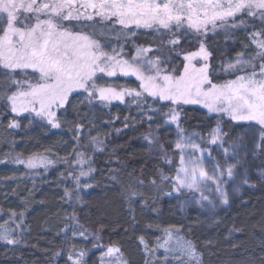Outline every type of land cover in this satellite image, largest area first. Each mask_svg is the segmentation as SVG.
<instances>
[{"label":"snow or ice","instance_id":"6c2138e0","mask_svg":"<svg viewBox=\"0 0 264 264\" xmlns=\"http://www.w3.org/2000/svg\"><path fill=\"white\" fill-rule=\"evenodd\" d=\"M140 30H148L158 42L135 44L132 38ZM241 32L247 40L241 42L242 51L217 63L214 53L225 52L215 46V38L235 42ZM129 43L133 48L130 57L126 51ZM122 77H134L138 86L118 85ZM74 95L82 97L78 103L89 110L107 108L113 102L135 105L142 121L160 116L157 131L175 125L171 155L153 133L151 123L142 135L159 149L160 159L171 172L158 169L148 183L157 193L167 186L170 190L164 195L182 200V209L198 205L214 215L220 204H229L226 185L238 192L241 184H249L248 156L264 155V0H0V108L7 115L27 119L29 125L35 122L52 129L70 125L76 142L70 153L74 159L64 158L63 162L69 166L67 175L74 188H66L62 199L75 196L82 203L81 190L92 185L81 184V178L90 177L95 169L91 156L78 148L102 152L105 141L99 132L91 135L96 124L89 111L81 117L88 123L86 132L79 120L74 125L66 120L68 109L74 107ZM185 105H199L221 119L226 116L245 131L229 140L217 120L206 135L188 132L180 123ZM118 119L114 117L113 122ZM129 120L124 118L125 129L135 127ZM20 127L15 118L8 123L9 129ZM122 131L116 129L118 134ZM85 136L86 144L81 143ZM5 162L34 170L47 169L57 161L32 154L26 159L9 155L8 161L0 160ZM74 163L81 168L78 174L71 170ZM144 183L135 179L121 189L133 228L137 221L132 205L138 197L147 203L141 191ZM3 215L8 218L0 224V243L9 250L26 243L24 213L0 209ZM70 219L73 223L61 232L67 237L71 231L72 236L91 241L92 248L101 252L97 264H129L119 245L101 244L102 237L89 233L74 213ZM182 227L157 228L162 234L151 246L143 236L138 237L144 264H203L196 244L181 234ZM260 249L264 252V241ZM88 254L73 243L67 262L87 264ZM258 259L264 264V255Z\"/></svg>","mask_w":264,"mask_h":264},{"label":"trees","instance_id":"16d2710c","mask_svg":"<svg viewBox=\"0 0 264 264\" xmlns=\"http://www.w3.org/2000/svg\"><path fill=\"white\" fill-rule=\"evenodd\" d=\"M132 40L138 45L158 42L154 35L142 32ZM241 42L247 43L242 32L237 34L235 42L223 41V44L232 55L242 51ZM127 45L126 51L130 56L132 44ZM117 84L131 88L137 86L134 77H122ZM79 99L82 97L74 95V107L68 109L66 120L73 125L79 120L85 124L86 132L88 123L81 117L89 111L90 118L96 124L91 135L95 136L99 132L105 141V150L102 152L93 151L90 147L78 148L86 156H91V167L95 169L90 177L81 180V184L86 182L92 185L81 190L82 203H77L75 196L62 199L66 188L70 191L74 188L71 185L72 178L67 175L69 166L63 162L64 158L74 159L70 153L76 142L72 139L73 133L69 131L70 125L64 123L60 129L40 126L35 122L29 125L27 119L17 118L14 114L7 115L0 108V160L8 161L9 155L28 158L32 154H42L57 161L50 173L38 176L30 175L21 165L0 163V209L5 213L9 210L24 213L22 231L26 242L12 250L0 243V264H69L67 254L73 243L77 249L88 250L87 264H97L101 252L92 248L91 241L86 242L78 235L74 237L71 231L67 232V237L61 232L65 225L73 223L70 219L73 213L88 232L100 233L103 245H119L129 264H144L145 257L138 237L143 236L151 246L162 234L157 228L172 225L183 226L181 234L196 244L202 254L203 264H249L250 261L259 264L258 257L264 255L260 249L264 241V179L261 178L264 155H255L260 175L251 178L250 185L254 186L246 188L243 196L233 203L231 210L218 213L213 220L204 218L192 208L185 214L180 213L169 202L168 196L164 195L170 190L167 186L163 187V192L157 193L148 183L156 176L158 169L165 174L171 172L169 165L160 159L159 149L144 141L142 135L149 130L151 123L153 133L171 155V142L166 127L161 126L157 131L154 119L151 122L142 121L135 105L113 102L110 107L98 106L89 110L78 103ZM198 113L194 106H183L180 123L184 129L192 131L202 128ZM126 116L130 118L129 124L135 123V127L124 128ZM114 117L119 119L113 122ZM13 118L21 124L19 129L8 128ZM221 127L228 134V139L241 128L228 119ZM116 129L123 131L118 134ZM87 140L85 136L81 143L86 144ZM173 160H178V157H173ZM87 168L86 164L85 170ZM71 170L75 171V166L72 165ZM113 175L117 177L116 180L111 179ZM135 179L144 180L141 191L147 203L145 205L138 197L132 205L137 221L133 228L128 204L121 198V189L122 185ZM7 218L6 215L0 216V224ZM57 252H61V255H55Z\"/></svg>","mask_w":264,"mask_h":264},{"label":"rangeland","instance_id":"374dc122","mask_svg":"<svg viewBox=\"0 0 264 264\" xmlns=\"http://www.w3.org/2000/svg\"><path fill=\"white\" fill-rule=\"evenodd\" d=\"M140 32L145 33V34L147 33V34L153 35L148 30H140ZM215 39L217 41V44L215 46L216 47H219L221 49H224V52H225V55H221L220 52H215L214 53V55L216 57V62L217 63H220L221 61H224L226 59V57L230 58V57H233L235 55V53H233L231 55V54H229V52H227L229 50L226 48V45L223 44L224 39H223L222 36H218ZM128 46L129 45H126V47H128ZM126 50H128V49L126 48ZM132 54H133V50L131 52V55ZM130 78H132V77H130ZM136 83H137V86H138V83L139 82L136 81ZM129 85H131V84H129ZM129 88H131V86ZM185 106H187V105H185ZM189 106H194L196 108V110H197V112H199L198 114L200 115L201 120H202V122H201L202 128H200V129H194L192 131L199 132L202 135H206L209 128L215 127L216 126V123H217V120H220V126H221V124L224 123L228 119L226 116H224L221 119L216 114H209L207 112V109H204V108H202L199 105H189ZM163 111L166 112V111H168V109L167 108L166 109H163ZM23 115L26 116L27 114H23ZM14 116H15V114H14ZM15 117H17V116H15ZM153 119H154L155 122L160 121V116H158V115L157 116H153ZM165 127H166V130H167V133H168V137H169L168 140L171 143H174V141H175V125H170V126H165ZM192 131H188V132H192ZM244 131H245V129L243 127H241L240 130L237 131V132H235L234 135L229 140H231L232 138H235V137L241 135L242 133H244ZM212 155L213 156H216L217 155V153H216L215 150H213ZM21 166L30 175H32V176H38L41 173H48V172L50 173V170H51V168H52L53 165L49 166L47 169L38 168V169H34V170L26 169L23 165H21ZM73 166H75V168H76V170L74 171V173L75 174H78L79 171L81 170L80 166L77 165V164H73ZM247 167L249 169V172H248L249 184L248 185L241 184L240 190L238 192L237 191H234L233 188L230 185H226V188H227V190L229 192V196H230L229 204L228 205H222V204H220V206L215 209V214L214 215L211 214V213H209L206 208H200L198 205H193V206L185 207V208L182 209L181 208L182 200H177L175 197H168V200H169V202L174 207H176L178 209V211L180 213H184L185 214L188 209H191L192 208V209H196L206 219H209V220L210 219L211 220L216 219V216H217L218 213H220V212H226L228 210H231V208L233 206V203L237 199H239L240 197H242L243 194L245 193L246 188L250 185L251 178L253 176H255V175H260V172H259L258 167H257L256 160H255V156H253V155H249L248 156V158H247ZM84 170H85V165H84ZM241 171H243V169H241ZM82 179H84V177H82L81 180ZM71 185L74 186V181L73 180L71 181ZM217 203L219 204L220 202L217 201ZM89 233L96 234L97 232L96 231H91ZM98 234L100 235V233H98ZM100 243L101 244H104L102 239H101ZM150 259H153V257H150Z\"/></svg>","mask_w":264,"mask_h":264}]
</instances>
